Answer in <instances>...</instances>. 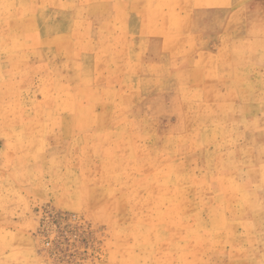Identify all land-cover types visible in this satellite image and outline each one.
I'll return each mask as SVG.
<instances>
[{
  "label": "rangeland",
  "instance_id": "obj_1",
  "mask_svg": "<svg viewBox=\"0 0 264 264\" xmlns=\"http://www.w3.org/2000/svg\"><path fill=\"white\" fill-rule=\"evenodd\" d=\"M22 1L35 6L26 28L30 36L40 30L47 49L38 50L35 36L24 42L15 34L24 28L13 22L15 0H0V264H264L262 196L206 185L204 168L206 149L227 152L240 138H228L244 127L230 119L231 100L264 99V58L242 62L238 75L220 73L219 91L154 90L148 33L155 27L137 37L144 28L136 21L154 22L160 12L130 13L129 27L110 32L123 31L128 41L105 42L94 36L103 27L87 26L104 15L88 11L92 0H42L38 10L37 0ZM75 20L81 23L72 27ZM203 97L222 99V108L199 105ZM220 114L229 120L202 121ZM127 115L152 122H115ZM73 116L81 120L83 167L45 168L40 150L70 140L64 121ZM207 125L221 130L222 146L202 143ZM229 159L219 158L217 179ZM257 174L261 180L264 168ZM47 209L66 216L47 223L48 234ZM70 246L73 257L65 254Z\"/></svg>",
  "mask_w": 264,
  "mask_h": 264
},
{
  "label": "crops",
  "instance_id": "obj_2",
  "mask_svg": "<svg viewBox=\"0 0 264 264\" xmlns=\"http://www.w3.org/2000/svg\"><path fill=\"white\" fill-rule=\"evenodd\" d=\"M137 1L92 0L88 6V11L91 13L104 12V15L88 20L87 26L104 28L103 36L99 33L94 34L97 39L103 38L105 42L109 39L127 42V35L123 34V31L110 34L112 26L129 27L136 11L149 12L155 10V12H160L155 17L154 22H149V18L145 21H136V27H155V33H150L151 29L148 33L149 37L153 38L152 42H155L151 46V58L149 57L153 61L148 60V64L155 65V75L150 76L158 85L152 87L154 90L219 91L223 88V84L218 80L220 73L232 71L233 75H238L242 62V67H246V64H249L248 59L264 58V0ZM35 5H37L38 10L39 6L42 5V0H37ZM34 7L30 5L27 10L22 0H15L13 22L17 26L24 27L22 30H16L15 34L24 36V42H33L32 37L35 36V40L37 41L38 38L40 43L38 50L40 49L42 52V50L47 49L44 46L45 39L41 35L42 32L38 30L36 35L30 36L31 32L26 28L34 24L31 23V12H33L31 10ZM80 7L81 5L78 4V8ZM137 17L139 18V16ZM44 22L46 23V21ZM73 22L72 27H77L81 23L80 20ZM59 23L55 25H59ZM35 24L39 25L38 22ZM145 35V28L138 29L137 37ZM241 45H243V49L240 48ZM29 57H32L31 53H29ZM146 66L143 64L142 68H146ZM88 68L89 66L87 71ZM143 77L138 76V79ZM236 85V78L233 77L231 86L235 88ZM150 89L146 88V90ZM203 95L205 96V93ZM201 101L202 103H198L199 105L222 108V99H204L203 97ZM191 102L193 101L191 100ZM231 103L233 109L230 119L234 123L242 122L244 127L242 131H239L240 133L235 130L231 132L232 136H228V138L235 136L240 138L237 142L231 143V148L227 152L225 151L226 155L230 157L229 160H232V164L227 169L228 173L224 178L217 179L216 172L220 167L218 160L220 157L226 156L221 155L225 152L223 150L214 152L211 149H206V157L209 162L204 167L208 171L205 176L206 185L219 189L229 185L233 188L238 187L239 190L245 188L248 195L262 196L264 201V183H262L264 176L260 180L257 174L264 168V99H249L245 102L237 97L231 100ZM239 107L244 108L243 114H239ZM186 115L183 119L187 122L189 118ZM205 116L206 113L202 118ZM210 117L212 116L202 121L212 124L211 122L221 123L229 120L223 117V114L216 116L217 121L210 120ZM65 118L67 120L64 122L71 124V126H66L67 129L71 128L70 140H64L61 144L50 142V147L45 142L44 147L40 150L42 152L40 153L41 161L44 167L48 169L64 170L71 168L79 172L84 165L83 158H80L79 146V132L82 130L79 123L81 120L78 116ZM119 119L115 122H152L145 116L127 115ZM104 121L111 123L112 118ZM109 127L105 126V128ZM202 132L201 140H203L204 145L212 148H214L213 146H222L221 130L218 127L207 125ZM191 143H196V140L190 142V148ZM222 143L227 145V142ZM8 150L9 156L15 154V150L12 148ZM211 154L214 155L209 161L208 155ZM77 186H79V181Z\"/></svg>",
  "mask_w": 264,
  "mask_h": 264
},
{
  "label": "built area",
  "instance_id": "obj_3",
  "mask_svg": "<svg viewBox=\"0 0 264 264\" xmlns=\"http://www.w3.org/2000/svg\"><path fill=\"white\" fill-rule=\"evenodd\" d=\"M43 215V219L46 221V224H44L43 226V231L46 232V234H48V226H47V223L49 222H55V221H59V220H65L66 219V216L65 215H59L60 213L58 212H55L51 209H47V210H44L42 212ZM75 219V218H74ZM76 231L74 230H71L70 233L65 232L64 236L66 235V237L68 238V240H70L72 237H74L76 235L75 233ZM75 233V234H74ZM68 234H71V236H69ZM47 239V238H46ZM48 240V239H47ZM56 240H59L58 238H56ZM47 246H51L52 245V242L50 241H47ZM65 254H67L68 257H73L74 255H76V252L74 249H71V246H70V249L67 250L65 252Z\"/></svg>",
  "mask_w": 264,
  "mask_h": 264
}]
</instances>
